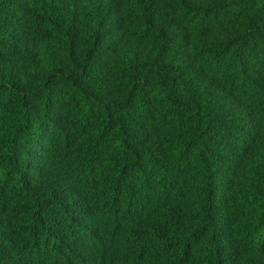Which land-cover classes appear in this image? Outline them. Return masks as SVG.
Masks as SVG:
<instances>
[{"label":"trees","instance_id":"1","mask_svg":"<svg viewBox=\"0 0 264 264\" xmlns=\"http://www.w3.org/2000/svg\"><path fill=\"white\" fill-rule=\"evenodd\" d=\"M0 264H264V0H0Z\"/></svg>","mask_w":264,"mask_h":264}]
</instances>
